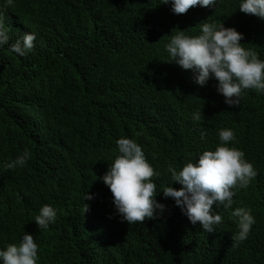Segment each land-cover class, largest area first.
<instances>
[{
    "label": "trees",
    "instance_id": "16d2710c",
    "mask_svg": "<svg viewBox=\"0 0 264 264\" xmlns=\"http://www.w3.org/2000/svg\"><path fill=\"white\" fill-rule=\"evenodd\" d=\"M152 1L14 0L7 6L0 0L9 32L35 20L39 49L44 41L38 60L58 73L42 83L7 45L0 50V248L25 232L38 244V264H192L185 228L179 230L182 213L171 198L159 193L162 214L127 224L115 214L112 194L99 177L117 154L116 140L126 137L159 173L152 179L160 191L169 183V165L179 170L199 151L214 150L217 131L229 128L234 146L259 176L246 189H235L233 205L222 212L231 217L234 208L246 207L255 224L247 240L217 256L223 264H254L250 246L264 240V94L246 90L239 105L230 107L211 89H172L169 68L161 64L165 52L147 53L141 42ZM238 2L218 0L199 12L193 31L203 19L239 24L263 42L262 48L249 39L245 46L264 59V19L239 11ZM174 21L164 16L160 28L147 29L162 36L175 32ZM19 85L28 87L18 106L12 99ZM197 111L201 120L193 122ZM25 148L31 157L24 167L4 168ZM87 192L91 200H84ZM45 204L57 215L39 230L33 220Z\"/></svg>",
    "mask_w": 264,
    "mask_h": 264
},
{
    "label": "clouds",
    "instance_id": "9594fccd",
    "mask_svg": "<svg viewBox=\"0 0 264 264\" xmlns=\"http://www.w3.org/2000/svg\"><path fill=\"white\" fill-rule=\"evenodd\" d=\"M217 2L153 0L143 22L144 38L141 42L146 46L147 53L156 49L165 52L161 64L169 68L166 82L172 89L194 92L211 89L223 96L226 105L235 107L246 90L264 94V59L245 46V41L249 39L262 48L263 42L256 39L253 30L239 24H219L207 19L197 23L198 31L194 33V17L215 7ZM13 3L14 0H5L7 6ZM238 9L264 19V0H239ZM164 16L175 19V32L154 36L147 28H160V19ZM35 27V20L32 19L9 32L0 12V50L5 51L7 45L10 51L22 58L21 62L39 81L47 83L55 80L58 73L53 66H43L38 60L42 58L44 41L39 49ZM10 36L12 43H9ZM139 73L144 78L149 76L146 67L139 68ZM26 87L16 86L12 99L14 105H21ZM201 115L200 111L193 112L190 118L199 122ZM177 117L180 120L179 113ZM205 136V131L201 129L200 139L204 140ZM217 137L219 142L214 150L199 151L195 160L190 159L179 170L169 165V183L160 191H157L152 179L159 173L146 159L142 147L126 137L116 140L117 154L107 171L99 177L112 194L115 214L127 224L142 223L162 214L166 206L156 200L159 193L162 192L164 198H171L182 213L180 222L183 224H179V230L185 228V240L194 257L192 264H223L217 255H227L231 248L247 240L255 224L251 210L246 207L234 208L231 217L222 212L223 208L233 205L235 189H246L259 174L245 159L244 153L234 146L235 135L231 129H219ZM30 157V150L25 148L5 163L4 168H22ZM173 182L180 185L179 189L172 187ZM92 198L93 195L88 192L84 196V200ZM56 215L57 210L45 204L39 208L33 221L39 230L47 229L55 222ZM232 218L236 220L237 230ZM250 248L254 264H264V240L252 244ZM38 261V244L31 234L24 232L17 243L0 248V264H38Z\"/></svg>",
    "mask_w": 264,
    "mask_h": 264
},
{
    "label": "bare ground",
    "instance_id": "6f19581e",
    "mask_svg": "<svg viewBox=\"0 0 264 264\" xmlns=\"http://www.w3.org/2000/svg\"><path fill=\"white\" fill-rule=\"evenodd\" d=\"M195 19H197V18H195ZM195 21H197V20H195ZM195 23H197V22H195ZM194 27H197V26H194ZM172 28V27H171ZM173 29V28H172ZM194 31H195V29H194ZM194 34V33H193ZM241 194V193H240ZM52 244V243H51ZM93 263V262H92ZM94 264V263H93Z\"/></svg>",
    "mask_w": 264,
    "mask_h": 264
},
{
    "label": "rangeland",
    "instance_id": "374dc122",
    "mask_svg": "<svg viewBox=\"0 0 264 264\" xmlns=\"http://www.w3.org/2000/svg\"><path fill=\"white\" fill-rule=\"evenodd\" d=\"M12 32H14V30H12Z\"/></svg>",
    "mask_w": 264,
    "mask_h": 264
}]
</instances>
